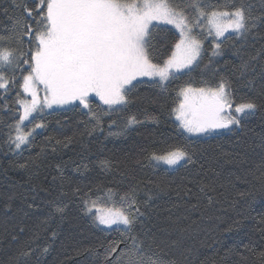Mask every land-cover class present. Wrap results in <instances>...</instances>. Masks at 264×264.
<instances>
[{
  "label": "trees",
  "instance_id": "1",
  "mask_svg": "<svg viewBox=\"0 0 264 264\" xmlns=\"http://www.w3.org/2000/svg\"><path fill=\"white\" fill-rule=\"evenodd\" d=\"M170 3L197 25L191 0ZM201 3L207 12L244 7L264 19V0ZM21 5L32 7L31 0H0V37L28 59L30 38L21 42L20 31L13 30L18 19L36 25ZM256 23L245 36L219 41L218 55L213 40L194 26L203 49L191 70L163 84L135 82L126 106L90 99L91 113L79 105L42 111L32 122H41L42 130L18 151L15 127L28 65L7 68L10 84L0 89V264H128L131 242L124 229L98 226L92 209L127 208L129 194L135 197L133 213H143L132 234L144 241L145 261L264 264V24ZM178 40L172 28L153 27V63L162 65ZM221 80L230 85L233 106L253 102L256 110L233 129L187 137L174 117L180 90L216 87ZM132 116L139 123L127 125ZM174 148L194 152V163L168 170L150 159ZM54 206L64 208L63 216L50 217ZM113 245L119 248L109 254Z\"/></svg>",
  "mask_w": 264,
  "mask_h": 264
},
{
  "label": "snow or ice",
  "instance_id": "2",
  "mask_svg": "<svg viewBox=\"0 0 264 264\" xmlns=\"http://www.w3.org/2000/svg\"><path fill=\"white\" fill-rule=\"evenodd\" d=\"M31 3V8L21 7L36 26L18 19L13 30V35L20 31L18 39L21 42L25 37L30 38L29 44L33 47L29 48L28 59H23L25 53L18 48L10 47L7 38L0 37V89L7 90L9 87L10 81L5 76L7 68L14 71L21 64L28 65L20 86L31 95V100L19 101L23 113L19 117L14 139L18 149L29 142L32 133L22 131L20 124L28 120L32 113L43 111L45 107L74 102H79L91 113L89 101L92 94L110 108L126 106L129 103L127 94L136 87L134 82L139 77L158 78L157 83L168 81L177 73L191 70L200 56L201 42L191 35L196 25L190 24L185 12L173 6L170 0H31ZM189 6L198 14L196 24L199 18L206 17L208 34L214 32L216 37L229 31L245 36L257 28L256 21L264 24V19L254 18L250 12L246 14L244 7L207 12L201 0H191ZM160 24L172 25L179 32L174 50L162 65L153 63L148 47L151 29ZM219 50L220 44H217L213 54L218 55ZM247 66L245 61L241 67L246 69ZM40 86L44 91L43 99L39 96ZM229 87L226 81L221 80L216 87L182 88L180 95L183 99L174 110L180 127L189 134L200 136L240 125L241 116L231 111ZM256 108L253 102L240 103L235 106L234 112L246 117ZM136 123L139 121L134 116L127 121V125ZM43 126L36 125L37 128ZM194 155L187 148H174L162 155L153 153L150 159L176 166L181 162L194 163ZM125 199L131 200L127 208L99 209L94 222L108 227L116 225L118 231L119 226H124L122 235H126V240L131 242L126 244L128 264H175V261L163 258L148 257L145 261L144 241L132 234L136 221L143 213L139 208L134 213L132 211L134 194L127 195ZM63 213L64 208L54 206L50 217L57 214L63 216ZM118 248L119 245H113L109 254L117 252ZM260 256L264 260V252Z\"/></svg>",
  "mask_w": 264,
  "mask_h": 264
},
{
  "label": "rangeland",
  "instance_id": "3",
  "mask_svg": "<svg viewBox=\"0 0 264 264\" xmlns=\"http://www.w3.org/2000/svg\"><path fill=\"white\" fill-rule=\"evenodd\" d=\"M160 25L168 26V27L172 28V29L178 34V36H179V32H178V30H176L172 25H164V24H160ZM196 27L198 28L199 32L204 36V38H205L206 40H213L214 47L216 46V44H217L219 41H221L222 39H224L227 35H229V34H237V33H233V32H231V31H229V32L225 33L224 36H221V37H216L214 32H213L212 35H209V34H208V28H209V25L207 24L206 17H204V18H200V19H199V23L196 25ZM192 30H193V28H192ZM191 35H192L195 39L199 40L197 37H195V36L193 35L192 31H191ZM199 41H200V40H199ZM200 42H201V52H202V49H203V43H202V41H200ZM201 52H200V55H201ZM199 58H200V56L197 58V61L191 66V68H193V67L195 66V64L198 62ZM187 70H188V69H186V70H184V71H187ZM184 71H183V72H184ZM177 74H179V73H177ZM142 80L157 81L158 78H153V77H139L137 81H142ZM137 81H136V82H137ZM165 82H166V81L161 82V84H163V83H165ZM134 83H135V82H134ZM22 94H23V98H22L21 100H31V95L28 94V93H25V92L23 91V88H22ZM39 96L41 97V99H43L44 91H43V87H42V86H40V88H39ZM90 99H95V100L99 101L101 104H103V102L99 100V97H96L94 94L90 95ZM182 99H183V97L180 95V101H179V103H178V106H179V104H180V102H181ZM76 105H79V106L83 107L82 105L79 104V102H74L73 104H67V105H53L52 108H47V107H45V108L43 109V112H50V111H54V110L66 109V108H69V107H72V106H76ZM103 105H104V104H103ZM106 106H107V105H106ZM120 106H123V105L113 106V107H120ZM178 106H177V107H178ZM19 107H20V110H21V113H20V115H21V114L23 113V108H22V106H21L20 103H19ZM108 107H109V106H108ZM234 109H235V106L232 105L231 111H232L233 114H235V115H240V116H241V119L245 117L243 114H236V113L234 112ZM41 113H42V111H39V110H38L37 112L32 113V115L28 118V120L23 121V122L20 124V128L22 129V131H24V132H31V133H32L31 136H32L34 133L39 132L40 130H42V127H41V128H37V127H36V125H37V124H41V122H36V123L32 124V122H33V120L36 118V116H39ZM252 113H253V112H252ZM174 117H175V120L177 121V123H178L179 126H180V123H179V121H178L177 118H176V113H175ZM17 124H18V122H17ZM17 124H16V127H15V136H16V134H17ZM234 127H236V126H230L229 129H219V130H217L215 133H219V132H221V131H225V130H230V129H233ZM26 128H28V129L26 130ZM180 128H181V127H180ZM181 130H182V132H183L187 137H189V138H198V137H202V136H204V135L196 136L195 134H189V133L185 132L182 128H181ZM31 136H30V137H31ZM23 145H25V144H23ZM23 145H21V147H22ZM21 147L18 149V148H16V146H15L16 151L20 150ZM154 162H155L157 165H160V166H162V167H164L165 169H168V170H174V169H176L177 167H179L180 165H182V164L184 163V162H181L179 165H176V166H168V165H166V164H164L163 162H160V161H155V160H154ZM98 210H99V209H92V211L94 212L95 215L98 214ZM105 210H107V209H105ZM96 223H97L98 226H100V227H102V228H104V229H113V228H117L116 225H113V226H111V227H108V226H105V225H100L98 222H96ZM119 228L124 229V226L121 225V226H119Z\"/></svg>",
  "mask_w": 264,
  "mask_h": 264
}]
</instances>
